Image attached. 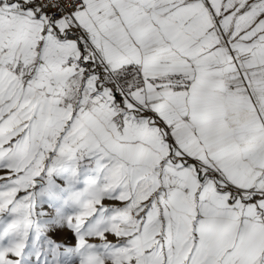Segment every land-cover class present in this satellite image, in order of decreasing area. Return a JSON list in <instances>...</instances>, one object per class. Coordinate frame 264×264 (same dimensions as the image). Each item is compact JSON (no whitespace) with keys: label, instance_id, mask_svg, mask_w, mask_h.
Here are the masks:
<instances>
[{"label":"snow or ice","instance_id":"obj_1","mask_svg":"<svg viewBox=\"0 0 264 264\" xmlns=\"http://www.w3.org/2000/svg\"><path fill=\"white\" fill-rule=\"evenodd\" d=\"M0 264H264V0H0Z\"/></svg>","mask_w":264,"mask_h":264},{"label":"crops","instance_id":"obj_2","mask_svg":"<svg viewBox=\"0 0 264 264\" xmlns=\"http://www.w3.org/2000/svg\"><path fill=\"white\" fill-rule=\"evenodd\" d=\"M88 178H90V174L89 173H82L81 176H80V179H81V181H84V182H82L81 185L78 186V188H82L84 186L83 183H85V181Z\"/></svg>","mask_w":264,"mask_h":264},{"label":"rangeland","instance_id":"obj_3","mask_svg":"<svg viewBox=\"0 0 264 264\" xmlns=\"http://www.w3.org/2000/svg\"><path fill=\"white\" fill-rule=\"evenodd\" d=\"M82 182H84V181H81V179H80V181H79V183L76 185V187L80 186ZM83 185H84V183H83Z\"/></svg>","mask_w":264,"mask_h":264}]
</instances>
